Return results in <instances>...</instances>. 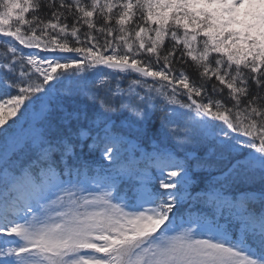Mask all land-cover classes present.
I'll return each instance as SVG.
<instances>
[{
  "label": "trees",
  "instance_id": "1",
  "mask_svg": "<svg viewBox=\"0 0 264 264\" xmlns=\"http://www.w3.org/2000/svg\"><path fill=\"white\" fill-rule=\"evenodd\" d=\"M204 2L208 3L206 0H31L24 22L16 24L15 30L24 29L27 35L57 49H82L93 62L116 60L138 64L165 81L146 79L134 70L111 71L107 86L100 94L95 93L99 99L88 101L86 107L82 102L75 106L66 98L59 100L52 92L33 91L29 99L40 96L51 109L30 119L26 97L14 88L19 74L29 70V55L26 50L13 52L0 43V65L9 68L0 70L4 81L0 84V109L4 111L0 146L21 124L17 141L5 155L7 161H22V172L10 168L17 180L28 189L29 184L43 177L69 178L74 169L89 173L105 171L114 173L121 190L128 189L137 181V168L125 172L116 165H107L102 155L114 146L109 144V137L126 135L117 124L137 123L140 114L149 112L147 107L141 109L145 104L130 93L142 91L148 95V87L157 90L159 86L172 103L195 108L189 92L214 116L208 119L210 123L223 119L233 132L250 136L252 145L230 152L221 172L239 159L263 154L264 32L254 33L263 30L249 23L239 28L231 16V7L223 2H214L211 7ZM0 31L17 34L13 28L2 27ZM243 35L245 39L239 42ZM57 42L59 46L55 45ZM243 43L245 48H239ZM62 69L58 67L54 73L64 81ZM160 106L147 116L141 136L146 145L151 144L163 125L165 112ZM35 141L46 153L36 151L32 146ZM252 174L251 184L244 176L245 179L235 183L236 189L232 186L230 189L264 191V175L259 171ZM121 175L128 181L122 180ZM213 175L203 174L191 186L186 182L185 187L176 186L169 178L170 187L163 191L181 197L195 195ZM154 189L158 191L156 186ZM245 203L258 218L264 216L263 203Z\"/></svg>",
  "mask_w": 264,
  "mask_h": 264
},
{
  "label": "rangeland",
  "instance_id": "2",
  "mask_svg": "<svg viewBox=\"0 0 264 264\" xmlns=\"http://www.w3.org/2000/svg\"><path fill=\"white\" fill-rule=\"evenodd\" d=\"M230 1L228 0L226 5ZM204 4L211 7L214 3L210 0ZM31 6V0H0V28H13L20 36V39H17L10 35L13 38L12 41L3 43L12 51L19 49L13 42L15 40L24 46L41 49L39 51L35 49L32 53H28L27 60L30 62L29 68L32 64V70L20 75L18 86L21 94L29 102L31 114L39 111L43 100L40 96L28 100L27 95L30 96L33 91H40L43 94L44 91H51L52 88L53 91L57 90L56 94L58 95L63 94L71 97L80 95L82 98L93 96L95 85L90 73H94L96 81H101L105 77L103 73L97 72V70H87L82 65L84 62L81 57L82 54L70 51H65L56 56L43 53L50 52V49L46 47L47 45L31 35H27L24 29H14L16 24L24 22L25 13ZM216 8L219 10L218 7ZM231 14L239 28L244 26L242 24L249 23L251 27L254 28L255 25L258 29L263 30L255 29L254 33L264 32V0L238 1L231 10ZM244 36L239 42L245 39ZM0 42L2 41L0 40ZM55 45H59V43L57 42ZM245 46L246 43H243L239 48H245ZM58 63L59 65L61 63L77 66L74 82L71 80L58 82L51 78L52 69ZM85 70L88 72V76ZM151 106L148 104L147 108ZM168 108H170L168 120L160 139L154 143V148L146 150L143 156V159L150 165L159 164L163 169L172 165H179L185 171L186 176H189L191 167L194 172L214 169L216 165L212 164L213 162L219 163L228 152L237 151V149L249 144L248 140L233 135L226 125L209 124L206 117L198 109H185L178 106H168ZM3 112L0 109V124L4 120ZM11 140L9 139L8 143L5 142L0 146V164L5 163L7 168L0 175L1 184L5 180H10L8 169L16 168V171L21 169L19 165L21 161L10 160L8 162L5 160L7 147H9ZM122 141L121 148L113 157H110V153L106 155L109 162L123 164L127 149L137 143L139 144V140ZM126 143H128L127 147ZM202 151L204 152L201 153ZM184 158L187 160L186 163ZM4 160L5 162H3ZM248 162H251L256 168L264 170V158L262 156L241 161L244 164ZM183 163L185 164L183 165ZM233 168L235 169V167ZM233 170H230V174L228 173L229 175L226 177L229 182H234L237 177L241 178L242 169L236 168L232 172ZM142 187H148V183H144ZM82 188L89 193L93 189L92 186L86 187L85 184L82 185ZM38 193L35 201H30L26 206L25 213L16 207V202L12 198L9 199V202L4 203L7 211L5 220L13 227L5 236V243L0 246V264H115L117 262L114 258L96 257L89 250L88 246L91 245V242L87 243L83 239L85 234L88 235V229L87 227L84 228V224L81 225V220L76 219L74 222L77 226L76 232L79 231L74 237H71L74 228L72 223L66 230L62 229V224L59 227L57 224L54 226L48 217L49 205L44 201L45 193L41 190ZM141 195L146 197V195ZM95 197L97 198V195ZM214 197L215 195H212V198ZM244 197L264 204L262 191H249L246 195L241 194V198ZM226 198L229 200L228 197ZM214 206V214L210 216H205L204 213L200 212L198 215L193 213L189 222L185 220L172 221L166 230L138 246L132 254L129 264H264V260L259 261L258 257L249 252L248 247L232 242L230 236L222 228H213V226L218 227L222 215L221 209L216 204ZM113 207L115 208L110 214V219L118 223L119 228H122L126 234L134 231L145 233L150 230L154 220V211L148 202L139 199V203L133 207L115 206L112 202L111 205L106 203L101 216L104 217ZM227 211L230 212H227L226 220H236L240 213L236 212L235 209L233 211L227 209ZM61 212L53 215L55 223L60 222L58 217ZM240 218H245L246 221L251 222L245 228L252 233L255 215L247 213ZM257 223L259 230L264 232V218H260ZM195 224L197 225L195 226ZM58 228L59 233L57 232ZM255 236L257 235L253 237Z\"/></svg>",
  "mask_w": 264,
  "mask_h": 264
}]
</instances>
